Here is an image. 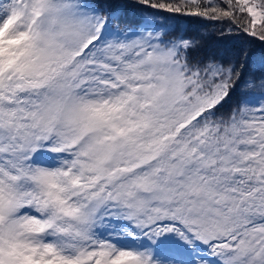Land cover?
Returning a JSON list of instances; mask_svg holds the SVG:
<instances>
[{
  "label": "snow or ice",
  "instance_id": "obj_1",
  "mask_svg": "<svg viewBox=\"0 0 264 264\" xmlns=\"http://www.w3.org/2000/svg\"><path fill=\"white\" fill-rule=\"evenodd\" d=\"M0 264H264V0H0Z\"/></svg>",
  "mask_w": 264,
  "mask_h": 264
},
{
  "label": "trees",
  "instance_id": "obj_2",
  "mask_svg": "<svg viewBox=\"0 0 264 264\" xmlns=\"http://www.w3.org/2000/svg\"><path fill=\"white\" fill-rule=\"evenodd\" d=\"M195 20H193V23L192 22H189L188 20H185V21H182L181 24H187V27H183L184 30H186L190 35H195L197 32H199V35H203L204 37V47L206 46V50L208 52H215L219 55H222V56H225V57H231L232 56V52L229 50V49H232L234 51V41H228L225 46L226 48V51L224 52H221L219 51V48L218 47H215V46H219L221 44V41L218 39V36H210L209 34L211 33H215L211 28H206L202 23L199 22L200 25H195L194 23ZM198 22V21H197ZM204 29L200 31V29ZM195 29V30H193ZM195 33H192L194 32Z\"/></svg>",
  "mask_w": 264,
  "mask_h": 264
},
{
  "label": "rangeland",
  "instance_id": "obj_3",
  "mask_svg": "<svg viewBox=\"0 0 264 264\" xmlns=\"http://www.w3.org/2000/svg\"><path fill=\"white\" fill-rule=\"evenodd\" d=\"M189 22H192L193 23V20L192 21H189ZM194 23H195V25L197 26V25H200L199 24V22H197V21H194ZM183 27H187V24H181V28L184 30V28ZM201 30H203L204 31V29L202 28V29H200V31ZM186 31V30H185ZM202 32V31H201ZM194 33H195V31H194ZM198 33V32H197ZM210 36H218V32H215V33H211V34H209ZM228 41H224V42H221V44L219 45V46H215V47H218L219 48V51H221V52H224V51H226V49H228V48H226V46H225V44L227 43ZM205 48H206V46H205ZM231 52H233V50L232 49H229Z\"/></svg>",
  "mask_w": 264,
  "mask_h": 264
},
{
  "label": "bare ground",
  "instance_id": "obj_4",
  "mask_svg": "<svg viewBox=\"0 0 264 264\" xmlns=\"http://www.w3.org/2000/svg\"><path fill=\"white\" fill-rule=\"evenodd\" d=\"M193 30H195V29H193ZM192 33H194V32H192ZM195 35H199V32H198V33H196Z\"/></svg>",
  "mask_w": 264,
  "mask_h": 264
}]
</instances>
